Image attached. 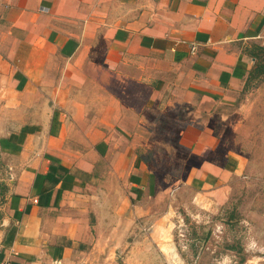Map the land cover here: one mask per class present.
I'll use <instances>...</instances> for the list:
<instances>
[{"label": "crops", "instance_id": "1", "mask_svg": "<svg viewBox=\"0 0 264 264\" xmlns=\"http://www.w3.org/2000/svg\"><path fill=\"white\" fill-rule=\"evenodd\" d=\"M259 65L264 0H0V264H115L161 154L227 198L251 170L223 108Z\"/></svg>", "mask_w": 264, "mask_h": 264}, {"label": "rangeland", "instance_id": "2", "mask_svg": "<svg viewBox=\"0 0 264 264\" xmlns=\"http://www.w3.org/2000/svg\"><path fill=\"white\" fill-rule=\"evenodd\" d=\"M223 110L230 116V149L249 158L251 173L234 179L225 199L198 198L179 176L188 161L175 163L161 154L152 162L162 173L156 183L161 198L151 199V218L134 224L115 264H264V78L250 82ZM3 167L0 159V186Z\"/></svg>", "mask_w": 264, "mask_h": 264}, {"label": "trees", "instance_id": "3", "mask_svg": "<svg viewBox=\"0 0 264 264\" xmlns=\"http://www.w3.org/2000/svg\"><path fill=\"white\" fill-rule=\"evenodd\" d=\"M259 68H260V70H259ZM258 70L260 71V74H263L264 73V65L263 66L262 65L261 66L259 65Z\"/></svg>", "mask_w": 264, "mask_h": 264}]
</instances>
